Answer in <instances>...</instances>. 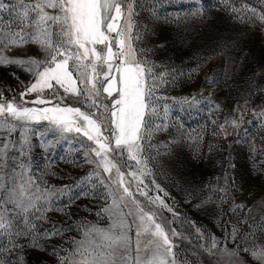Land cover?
<instances>
[{
	"label": "snow or ice",
	"instance_id": "6c2138e0",
	"mask_svg": "<svg viewBox=\"0 0 264 264\" xmlns=\"http://www.w3.org/2000/svg\"><path fill=\"white\" fill-rule=\"evenodd\" d=\"M217 3L234 20L252 27L259 24L264 30V11L246 4L238 7L237 0ZM0 12L7 14V19L0 15V66L16 65L31 76L28 84L21 82L19 103L15 95L7 99L0 90V248L44 251L42 239L63 237L75 230L80 238H72L69 248L51 246L57 264H190L186 257L181 261L175 251L180 247L177 239L191 243L190 238L172 227L178 213L165 202L168 193L156 183L150 166L161 155L160 148L168 147L153 140L176 126L170 106L160 103L166 98L157 92L174 84L177 77L157 71L163 66L148 59L151 49L139 46L147 30L142 33L136 27L135 0H0ZM188 17L203 19V9L197 8ZM28 44L36 45L42 57L9 55L14 48ZM205 82L215 84L216 79L208 77ZM32 94L31 104L51 106H27L25 97ZM182 99L190 107L199 103L195 96ZM70 100L82 107L73 106ZM249 103L245 98L242 105H235L233 115L219 125L220 131L227 135V127L240 129L248 112L264 127V108L250 109ZM215 107L219 109V105ZM41 121L50 126L53 138L67 133L81 138L84 162L94 166L89 178H96L92 188L82 194L103 189L105 203L96 213L97 221L79 220L68 227L52 224L39 231V222H48V212L68 215L65 208H53V189L46 182L42 188L31 174L29 154L36 134L31 125ZM153 151L156 156L151 155ZM121 161L127 172L121 170ZM260 164L264 166V160ZM233 190H237L234 183L229 184L225 175L223 186H209L208 197L197 207L227 203ZM245 207L232 201L229 212L236 216ZM164 209L172 213L171 220L163 216ZM247 223V219L237 224L226 221L223 240L206 237L195 222H189V227L195 229L198 240L205 241L199 247L209 256L227 258L225 264H239L241 252L256 264H264V243L257 242L264 238V216L241 235L240 226ZM229 242L236 246L230 249ZM17 264H24L23 256H18Z\"/></svg>",
	"mask_w": 264,
	"mask_h": 264
},
{
	"label": "rangeland",
	"instance_id": "374dc122",
	"mask_svg": "<svg viewBox=\"0 0 264 264\" xmlns=\"http://www.w3.org/2000/svg\"><path fill=\"white\" fill-rule=\"evenodd\" d=\"M241 4L264 11V0H237V6ZM197 8L203 9V19L188 17ZM135 10L137 29L142 33L147 30L139 46L151 49L148 59L163 66L157 71H168L177 77L174 84H166L157 92L166 98L160 103L170 106L171 120L176 126L155 137L154 144L163 142L168 147L160 148L161 155L150 165L156 173V183L168 193L165 202L178 213L172 227L191 241L177 239L175 242L180 247L175 251L180 253L181 261L186 257L190 264H225L227 258L209 256L199 247L205 241L196 238L189 222H195L206 237L215 235L223 240L226 221L237 224L247 219L248 223L240 226L243 235L250 230L249 224L255 226L264 216V166L260 164L264 160V127L248 112L244 115L246 123L240 129L227 127V135L219 129L224 119L233 115V107L242 105L245 98L250 100V109L264 108V30L259 24L252 27L234 20L220 10L217 0H135ZM0 15L7 19L6 13L0 12ZM9 55L25 59L42 57L33 44L14 48ZM198 65L199 70L194 72ZM208 77H214L216 83H206ZM167 79L171 80L172 76ZM30 80V74L16 65L0 66V90L7 99L15 95L19 103V93L23 91L21 82L26 85ZM193 96L199 103L190 107L182 98L190 100ZM25 99L29 107L51 106L31 104L34 94ZM68 102L82 107L73 100ZM31 127L36 133L31 138L29 154L31 174L41 181L42 188L46 182L53 189V208H65L68 213L48 212V222L40 221L39 231L42 233L52 224L68 227L79 220L97 221L96 213L105 203L101 198L103 189L98 187L88 196L82 194L92 188L96 178H89L94 166L84 162L81 138L75 133L53 138L46 121ZM18 138L17 134L13 140ZM151 155L156 153L153 151ZM121 170L128 171L124 161H121ZM225 175L237 189L232 191V200L219 206L213 202L197 207L208 197L209 186H223ZM159 195L163 196V192ZM232 201L246 205L236 216L229 212ZM162 214L172 219V213L166 209ZM72 238L79 239V233L70 230L63 237L42 239L44 251L25 248L12 252L0 248V262L17 264L18 256H23L24 264H57L56 256L50 254L51 246L69 248ZM257 242L264 243V238ZM235 246L228 243L230 249ZM240 256L239 264H256L248 254L241 252Z\"/></svg>",
	"mask_w": 264,
	"mask_h": 264
}]
</instances>
